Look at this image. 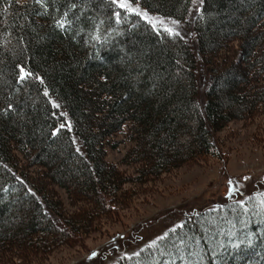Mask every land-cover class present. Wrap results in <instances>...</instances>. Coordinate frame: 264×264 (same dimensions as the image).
<instances>
[{
	"label": "trees",
	"instance_id": "trees-1",
	"mask_svg": "<svg viewBox=\"0 0 264 264\" xmlns=\"http://www.w3.org/2000/svg\"><path fill=\"white\" fill-rule=\"evenodd\" d=\"M67 2L0 0V264L80 244L179 169L221 161L230 124L264 120V0H129L194 49L111 0H72L61 31ZM236 197L116 264H264V189Z\"/></svg>",
	"mask_w": 264,
	"mask_h": 264
},
{
	"label": "rangeland",
	"instance_id": "rangeland-1",
	"mask_svg": "<svg viewBox=\"0 0 264 264\" xmlns=\"http://www.w3.org/2000/svg\"><path fill=\"white\" fill-rule=\"evenodd\" d=\"M131 6L145 12L138 5ZM148 17L155 23V29L172 28L195 48L190 30L182 24L151 14ZM196 74L202 106L207 77L199 66ZM218 137L222 141L221 161H203L179 169L158 184L153 192L138 198L130 210L120 212L117 220L106 223L78 245L55 249L42 264H116L118 259L154 245L168 231L182 224L186 213L213 207L232 194L242 201L252 191H262L264 120L260 118L245 125L232 123ZM116 139L120 141L121 137ZM125 150L124 144L116 150H107V160L119 162ZM56 190L68 207L63 191Z\"/></svg>",
	"mask_w": 264,
	"mask_h": 264
},
{
	"label": "snow or ice",
	"instance_id": "snow-or-ice-1",
	"mask_svg": "<svg viewBox=\"0 0 264 264\" xmlns=\"http://www.w3.org/2000/svg\"><path fill=\"white\" fill-rule=\"evenodd\" d=\"M53 2H55V0H53ZM35 3L39 5L41 8H43L45 10V14H47L48 4L46 3V0H35ZM111 4L116 5L118 8L123 9L129 13H133L137 16H140L142 19L147 20L148 23L153 24V27H155V23L148 17V13L140 11L136 8H133L131 4L129 3V0H111ZM78 7H79V4L77 2H72V0H68L66 4V10L62 13V15L59 18L54 17V22L61 31L69 30L72 24L74 23V20L68 18L70 14L74 17L75 20H79V16H77L74 12V10L77 9ZM115 15L117 17V23H119L121 14L117 12L115 13ZM164 31H166L169 35H174V36L179 35V33L176 32L172 28H166L164 29ZM31 75L32 73L26 72L23 67H20V80L21 81L27 79ZM45 95H48V93L45 92ZM61 127L63 128L65 127V125H61ZM68 127H70V125ZM52 134L56 135L57 133L53 132ZM229 183L231 184L232 182L230 181ZM163 238L164 237H161V239ZM93 255H95V253H93Z\"/></svg>",
	"mask_w": 264,
	"mask_h": 264
}]
</instances>
